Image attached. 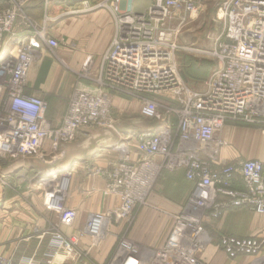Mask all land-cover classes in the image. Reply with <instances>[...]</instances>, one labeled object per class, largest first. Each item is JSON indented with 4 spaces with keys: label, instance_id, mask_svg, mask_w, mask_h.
Masks as SVG:
<instances>
[{
    "label": "built area",
    "instance_id": "2783aa9c",
    "mask_svg": "<svg viewBox=\"0 0 264 264\" xmlns=\"http://www.w3.org/2000/svg\"><path fill=\"white\" fill-rule=\"evenodd\" d=\"M34 1L0 0V49L7 41L16 48L0 60V156L43 159L47 142L59 150L85 129H113L119 119L106 89L136 97L140 116L161 125L138 133L135 142L121 139V146H115L118 159L100 171L107 192L119 195L121 204L94 214L87 230L100 239L107 224L125 225L109 264H208L201 253L209 247L233 262L264 264V229L243 236L224 233L216 243L208 230L233 211L264 217V160L222 155L230 145L222 137L229 124L264 133V0H215L223 30L212 52L203 51L217 60L204 91L182 86L173 55L180 49L177 39L185 16L201 13L210 0H150L143 12L134 4L116 5L117 30L102 58L100 80L89 90H74L58 126L46 117V100L28 83L39 51L59 46L47 26L50 15L45 12L40 25L33 23L28 6ZM42 1L47 11L52 0ZM178 171L195 185L190 201L200 213L175 217L164 245L146 251L128 236L135 211L148 204L163 172ZM70 176L64 172L47 183L50 197L45 202L67 227L77 218V211L64 205ZM54 237L58 246L71 248L76 242L61 233ZM0 264L31 263L0 255Z\"/></svg>",
    "mask_w": 264,
    "mask_h": 264
},
{
    "label": "crops",
    "instance_id": "0c3cea01",
    "mask_svg": "<svg viewBox=\"0 0 264 264\" xmlns=\"http://www.w3.org/2000/svg\"><path fill=\"white\" fill-rule=\"evenodd\" d=\"M214 4L215 0H210L201 13L192 15L187 27L194 29L196 25L200 28L198 25L205 22L206 26L211 25L216 29L213 37L217 39L222 33L223 21L216 18ZM69 6L63 9V4L53 3L48 12L53 19L66 13L73 14L69 22L61 20L60 23L64 25L62 32L67 33L76 44H62L56 50L45 45L37 54L39 56L29 73L32 84L37 80L41 81L39 91L46 101L49 96L57 100L59 111H54L52 117L46 115L53 126L60 125L67 111V101L60 104L58 98L62 94H68L69 99L76 88L83 86L91 89L94 85L91 82L81 83L77 74L86 64V55H93V65L101 63L100 58H95V55L106 52L116 30L113 16L107 9H94L95 6L90 1H79ZM134 7L137 10V5ZM138 7L144 8L140 5ZM28 13L32 18L42 19L45 15L43 1L32 2L28 6ZM9 52L15 53L16 48L7 41L0 49V60ZM50 55L58 56L50 67L41 70L45 62L53 58ZM69 67H72L71 71L68 70ZM199 88L197 91L204 90L203 85ZM114 113L119 117L116 123L118 127L85 129L65 149L54 150L47 142L43 159L39 156L17 159L0 156V255L16 262L31 264L110 263L117 241L125 232V225L107 224L100 239H95L87 230L88 222L94 214L106 213L121 204L119 195L107 192V182L100 171L118 159L120 152L115 149L114 144L120 139L130 138L135 142L138 133L157 131L159 128L158 123L143 124L131 119H128L129 123L124 120L121 124V99L117 101ZM222 137L230 144L222 151L225 159L264 160V138L256 130L229 124L223 130ZM64 172H70L71 175L64 205L77 211L76 221L70 227L62 225L59 215L44 204L49 193L47 183L56 181ZM167 185L168 191L174 190L177 197L174 199L158 195L160 188H157V194L140 211L128 232V236L146 251L164 245L174 228L176 215L189 196V190L185 186L193 188V184L180 171L171 176ZM226 220L228 221L224 223ZM219 224L221 229L224 227L235 235L243 236L264 229V217L247 210H238L226 214ZM56 233L73 237L75 244L71 248L53 244ZM201 254L208 264L245 262L230 261L211 247Z\"/></svg>",
    "mask_w": 264,
    "mask_h": 264
},
{
    "label": "rangeland",
    "instance_id": "374dc122",
    "mask_svg": "<svg viewBox=\"0 0 264 264\" xmlns=\"http://www.w3.org/2000/svg\"><path fill=\"white\" fill-rule=\"evenodd\" d=\"M86 2L90 1V3L92 5H94V9H107L108 11L111 12L114 22H115V29L117 30V20L116 17L117 15L114 13V11H112L116 5H119L120 9H124V7L122 6H131V5H137V12H143L147 9V6L150 3V0H84ZM53 3H57V4H63V9H65V6L70 7L69 5L71 4V2L69 1H65L63 3H60L59 0H52L50 4ZM100 5H103V7H101ZM106 5V6H105ZM138 5H140L141 7L144 8H139ZM50 6L47 8V11H45L48 15H49V8ZM135 8V7H134ZM141 10V11H140ZM198 15V14H197ZM73 16V14L71 13H66L62 16H60L57 19H53L52 17V21L48 23V29L51 33V35L57 39L59 41V46L58 48L62 45V44H70V46L75 45L76 41L75 40H71L70 37L67 36V33L64 34V31L62 32V27L64 26L63 23L61 24L60 21L62 20V22H69V18ZM45 16L42 17V19H37V18H32L33 23L37 26L40 25L39 23H41L40 21L43 20ZM186 23H185V27L181 29L180 35L178 36L177 39V45L180 47V49H178L175 54L173 55L174 60L178 66V72H179V77L181 79V83L182 86L184 88H189L191 90H195L197 91L200 86L203 85V89H206L207 86V81L209 80V78L211 77L212 73L217 69V60L209 54L203 53V51H206L208 53H211L213 50V46H214V41L216 38H214L213 36L215 35V28H212V26L208 25L206 26L205 22H203V24H199L197 23L198 26H200V28H198L195 25V28H189L187 27V25L191 22L192 19V15L190 16L189 14H187L186 16ZM219 19H221V15L218 16ZM223 29V27H222ZM115 30V33H116ZM115 37V36H114ZM114 39V38H113ZM109 47V46H108ZM105 54V53H104ZM103 55H95V58L97 57V59L100 58L101 63L96 65V64H92L91 61H93V55H86V60H88V58L91 57V61L89 63H87V65L85 64V66L83 67V69H81L78 72V79L81 80V83H86V82H91L92 85L96 84L98 80H100V71L102 68V58ZM58 55H50L49 57H53L50 58V60H48L47 62H45L44 64V68L42 67L41 70L44 71V69H47V67H50V64L54 63L55 59ZM44 60V59H43ZM95 61V60H94ZM86 63V62H85ZM72 67H69V71H71ZM41 78H42V74ZM43 80V78H42ZM85 81V82H84ZM29 83V87L31 89L32 92H35L37 94H40L43 96V93L41 91H39V89L41 88V81L37 80L35 82V84H32L31 81L28 80ZM93 87V86H92ZM80 89H85V90H89V88H85V87H81ZM200 89V88H199ZM203 90V91H204ZM201 91V90H200ZM106 92L109 93L110 98L112 99L113 102V106L115 104V106L117 105V101H119L121 99V124L122 122L125 120L128 121L127 123H129L128 119L131 120H135L142 122L143 124H149L150 122L154 123H158V125H161L160 121H156V120H148L145 118H142L139 114L140 111V101L138 98L133 97V96H128L126 94H122L119 93L113 89H106ZM95 93V92H94ZM68 94H62V97L58 98V102L61 104L65 101H67V105H68ZM65 97V98H63ZM43 98H45L43 96ZM57 98V97H56ZM48 102V106H47V110H46V115L47 116H53L55 112L59 111V106L56 105L57 100L55 99V97H50L46 98ZM114 106V107H115ZM55 111V112H54ZM114 111V110H113ZM114 117L115 118H119L118 116H116V113H114ZM177 118L175 117V122L177 123ZM132 123V122H130ZM115 124V127L116 128ZM244 128H250L253 130H256L257 133H259L260 136H262L264 138V133L259 130V128L256 127H252V126H246V125H242ZM118 127V125H117ZM124 138V137H123ZM68 144H65V146L63 145L60 149H65V147ZM116 145H120L121 146V139L114 144ZM175 173L177 172H163L160 176L159 181L157 182L155 188L153 189V193L150 196V198L154 195L157 194L158 189L160 188V194L158 193V195L167 197V198H173L175 199V197H177L175 195V191L174 190H170L171 192L168 191V181L171 180V176L175 175ZM189 190V196L187 197V199L184 200L183 205L181 206V210L180 212L176 215L179 216L181 214H184L188 217H193V216H197L200 212L197 209V207L193 204L191 200V186L188 188L185 186V189ZM50 197V193L47 194L46 200ZM150 198H149V202L147 205L144 206H140L139 208L136 209L135 213L138 215L140 213V211L142 209H144V207H147L150 203ZM46 202V201H45ZM45 204V203H44ZM232 213V212H231ZM136 215V217H137ZM136 218L134 219L133 223L130 225V228L132 227V225L134 224ZM222 220L217 221V223H215L213 225V227H210L209 229L206 227V229H208L209 231L211 230H215L218 234L215 235L216 240H219V237H221L222 234L224 233H231L234 234L232 231L226 230L224 227H222V229L220 228V224ZM228 220H226L224 223H226ZM175 226V225H174ZM127 227V225H126ZM217 227V229H215ZM130 228L128 229V232L130 231ZM213 228V229H211ZM173 230V229H172ZM236 233V232H235ZM119 242V239L117 241V244ZM142 248V247H141Z\"/></svg>",
    "mask_w": 264,
    "mask_h": 264
},
{
    "label": "trees",
    "instance_id": "16d2710c",
    "mask_svg": "<svg viewBox=\"0 0 264 264\" xmlns=\"http://www.w3.org/2000/svg\"><path fill=\"white\" fill-rule=\"evenodd\" d=\"M180 172H182L183 174H184V172L183 171H180ZM185 178V177H184ZM189 182V181H188ZM191 183V182H190ZM193 184V183H192ZM194 188H195V185L193 184V188L191 189L192 190V192L194 191ZM191 192V193H192ZM216 234H218L215 230H211L210 231V235L213 237V240L215 241V243L216 242H218V240H216V238H215V235Z\"/></svg>",
    "mask_w": 264,
    "mask_h": 264
},
{
    "label": "water",
    "instance_id": "95a60500",
    "mask_svg": "<svg viewBox=\"0 0 264 264\" xmlns=\"http://www.w3.org/2000/svg\"><path fill=\"white\" fill-rule=\"evenodd\" d=\"M59 1H63V2L69 1V2H71V4H73V3H77L79 1H84V0H59Z\"/></svg>",
    "mask_w": 264,
    "mask_h": 264
},
{
    "label": "bare ground",
    "instance_id": "6f19581e",
    "mask_svg": "<svg viewBox=\"0 0 264 264\" xmlns=\"http://www.w3.org/2000/svg\"><path fill=\"white\" fill-rule=\"evenodd\" d=\"M3 59V58H2ZM2 61V60H1ZM86 65H87V62H86Z\"/></svg>",
    "mask_w": 264,
    "mask_h": 264
}]
</instances>
